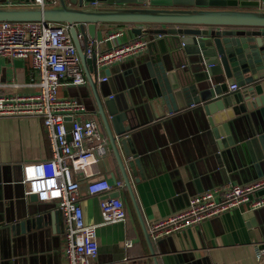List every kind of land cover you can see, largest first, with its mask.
I'll use <instances>...</instances> for the list:
<instances>
[{
	"label": "water",
	"instance_id": "1",
	"mask_svg": "<svg viewBox=\"0 0 264 264\" xmlns=\"http://www.w3.org/2000/svg\"><path fill=\"white\" fill-rule=\"evenodd\" d=\"M7 1L29 2L0 0V22H44L69 27L94 98L96 107L91 110L97 115L101 136L107 139V152L114 156L153 264H160L159 258L162 264L188 263L185 256H178L171 237L157 240L161 254H156V241L149 236L134 195L132 176L134 182L139 181L146 160L140 151L145 147L148 150L137 131L148 121L125 127L116 121L122 114L110 107L115 97L99 92L96 57H87L83 48L95 39L101 24L131 26L133 34L144 35L148 54L157 50L152 55L155 72L149 64L147 69L140 66L136 80L146 106L160 113L157 118L164 117L165 111L181 114L182 119L167 121L173 128L175 123L186 124L192 139L203 138L204 144L210 146L204 148V164L213 157L215 166L205 177L213 181L214 174H218L222 185L231 180L229 174L252 170L256 173L252 180L264 176V0H44V6L3 5ZM110 72L107 69L104 73L110 76ZM234 84L238 89L229 91ZM213 187H203L188 196ZM118 195L114 192L110 196ZM29 198L38 202L35 194ZM44 223V217L38 214L10 229L13 234H21ZM167 243L168 249L164 247Z\"/></svg>",
	"mask_w": 264,
	"mask_h": 264
},
{
	"label": "crops",
	"instance_id": "2",
	"mask_svg": "<svg viewBox=\"0 0 264 264\" xmlns=\"http://www.w3.org/2000/svg\"><path fill=\"white\" fill-rule=\"evenodd\" d=\"M25 4L27 3L7 1L3 5ZM131 29V26L101 24L97 26L95 40L116 30L122 32L118 39L109 41L102 47L107 49L134 39L136 35ZM80 43L82 44V38ZM156 51L153 50L152 55ZM152 55L146 49L110 68H98L99 92L101 90L114 95L115 99L110 107L116 109L118 115L122 114L116 121L124 127L134 126L137 122L142 125L148 121L137 131L144 137L148 147V150L145 147L140 151L146 155V160L142 163L139 181L134 182L135 177L132 176L134 195L147 230L153 221L185 208L187 200L191 198L188 195L203 187L243 184L259 178L251 180L253 173L256 174L252 170H245L239 175L231 173V180L222 185H219L221 180L218 174H214L213 181L205 177L208 175L206 172L215 166L213 157L206 159L207 164H204V148L208 149L210 146L204 144L203 138L192 139L186 131V124L175 123L176 127L173 128L167 121V118L182 119L181 114H168L165 111L164 117L157 118L160 113L150 111L145 104L146 99L140 93L136 81L138 70L140 66L147 69L149 64L155 72ZM107 69L111 70L110 76L104 73ZM0 75L2 94L32 93L36 90L38 78L29 59L0 57ZM103 77L108 78L104 84L101 80ZM58 94L61 98H78L88 106L87 113L79 116V119L94 117L93 114L97 118L94 110H91L96 106L87 81L78 87L62 85ZM66 126L70 127L69 121ZM107 150L104 156L96 158V163L91 168V171L97 172L93 178L105 177L110 183L114 180L122 181L114 156ZM50 156V146L39 118H0V264H65L62 253L63 225L56 205L32 202L29 195H25V186L22 184L23 166L46 160ZM86 183L87 180L79 178L83 218L87 225H98L101 222V197L88 195ZM253 197H264V189L258 190ZM122 199L126 219L120 223L98 225L96 241L100 251L93 264H153L141 225L125 189L122 191ZM252 212L245 208L230 210L220 217L167 237L172 238L178 256H185L188 260L186 264H256L254 245L264 246V209L257 214ZM38 214L44 217L43 226L21 234L11 232V225ZM128 242H131L130 246L127 245ZM156 243L157 241L154 242V249L160 256ZM164 247L168 249L169 243ZM123 256V261L116 260ZM159 261L162 264L160 258Z\"/></svg>",
	"mask_w": 264,
	"mask_h": 264
},
{
	"label": "built area",
	"instance_id": "3",
	"mask_svg": "<svg viewBox=\"0 0 264 264\" xmlns=\"http://www.w3.org/2000/svg\"><path fill=\"white\" fill-rule=\"evenodd\" d=\"M27 4L44 6L45 2L29 0ZM121 35L122 32L117 30L110 32L100 40H90L83 50L89 58L95 55L98 68L103 69L147 49L145 36L102 49ZM0 57L29 59L38 78L32 93H0V118H39L50 146V158L23 166L25 195L35 194L38 202L56 205L63 225L65 264H93L98 254V225L120 223L126 219L122 199L125 187L121 180L110 183L105 177L93 178L97 172L91 168L96 158L105 155L107 141L101 136L94 114V117L79 119L87 113L83 103L75 98L59 97L62 85L78 87L86 82L69 27L44 22H0ZM101 80L106 81V77ZM237 89L235 84L229 87L230 91ZM67 121L70 127L66 126ZM79 178L87 180L88 195L101 197V222L98 225H87L84 221ZM261 189H264V176L196 194L182 210L150 223L149 236L157 241L230 210L263 208L264 197H253ZM113 192L119 195L111 197ZM254 248L256 264H264V246L254 245Z\"/></svg>",
	"mask_w": 264,
	"mask_h": 264
}]
</instances>
